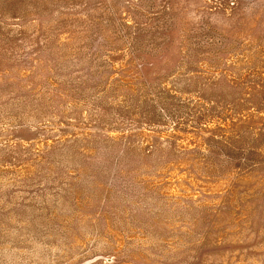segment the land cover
<instances>
[{"label": "rangeland", "instance_id": "obj_1", "mask_svg": "<svg viewBox=\"0 0 264 264\" xmlns=\"http://www.w3.org/2000/svg\"><path fill=\"white\" fill-rule=\"evenodd\" d=\"M0 264H264V0H0Z\"/></svg>", "mask_w": 264, "mask_h": 264}]
</instances>
